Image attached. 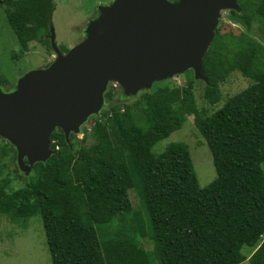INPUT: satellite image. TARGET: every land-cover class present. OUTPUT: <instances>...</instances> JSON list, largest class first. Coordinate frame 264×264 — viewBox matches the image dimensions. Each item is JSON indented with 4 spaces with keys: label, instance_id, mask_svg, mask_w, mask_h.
I'll list each match as a JSON object with an SVG mask.
<instances>
[{
    "label": "trees",
    "instance_id": "obj_1",
    "mask_svg": "<svg viewBox=\"0 0 264 264\" xmlns=\"http://www.w3.org/2000/svg\"><path fill=\"white\" fill-rule=\"evenodd\" d=\"M236 4L233 19L246 32L253 29L259 41L214 31L201 59L203 100L216 104L219 85L231 72L251 81L246 88L207 114L196 107L186 73L183 87L144 90L131 104L145 128L125 125L111 106L101 113L104 124L92 127L90 147L73 148L74 137L66 143L55 129L50 135L54 154L34 163L28 175L15 167L18 190L5 192L0 185V215L38 216L50 264H264V238L255 248L264 235V0ZM0 5L19 53L32 41L50 50L52 0H0ZM187 116L215 171L203 188L184 143L151 151ZM8 153L14 158V148L3 141L0 157ZM126 179L139 205L130 217L119 197ZM140 226L148 250L134 241ZM122 232L127 236H114ZM243 246L255 248L247 259Z\"/></svg>",
    "mask_w": 264,
    "mask_h": 264
},
{
    "label": "water",
    "instance_id": "obj_2",
    "mask_svg": "<svg viewBox=\"0 0 264 264\" xmlns=\"http://www.w3.org/2000/svg\"><path fill=\"white\" fill-rule=\"evenodd\" d=\"M222 9L239 11L236 0H113L98 7L84 38L64 53L49 24L54 60L0 91V138L14 148L19 171L27 174L54 154L55 129L68 143L69 134L99 112L110 80L125 95L188 70L206 84L201 59Z\"/></svg>",
    "mask_w": 264,
    "mask_h": 264
},
{
    "label": "rangeland",
    "instance_id": "obj_3",
    "mask_svg": "<svg viewBox=\"0 0 264 264\" xmlns=\"http://www.w3.org/2000/svg\"><path fill=\"white\" fill-rule=\"evenodd\" d=\"M52 1L54 3V11L50 18V25L54 33V41L58 49L67 51L84 38L83 34L88 22L93 21L99 16L98 7L109 5L113 0ZM179 1L166 0L169 4H177ZM215 30L219 34H245L251 39L259 41L253 29L250 32H246L235 22L230 11L226 9L219 11L214 27ZM54 57L51 49L45 50L44 47L34 41L27 44L26 52L19 53L14 36L5 20L4 7L0 5V78H3L7 82V85L0 87L4 91L14 89L15 82L21 75L27 71L48 65L54 60ZM186 73H189L191 77L192 94L196 107L205 109L207 114L214 112L231 96L251 84L250 80L243 78L238 72H231L224 82L219 85V99L214 105H208L203 100V91L206 84L199 79H194L191 70L174 75L162 82L152 83L150 89L160 88L161 90H168L174 86L183 87L185 85ZM143 90H138L132 95H125L120 87L113 86V82H109L103 94V103L99 112L94 116L88 117L85 123L80 126L77 134H69L74 137L72 139L73 148L90 147L94 143L90 136L92 127L95 123L104 124V118L101 113L107 111L111 106L115 107L121 115L125 125L145 128L146 123L141 114L130 107L138 99V95ZM105 94H107V97H104ZM3 141L5 140L0 138V146ZM171 142H181L187 146L192 169L200 188L205 187L215 178V171L208 147L194 128L191 116L185 118L179 130L171 133L167 138L156 142L151 149L152 153L158 154L162 152L167 144ZM15 167L17 168L15 155L13 158V155L8 153L0 157V185L2 191L6 192L9 189L15 191L19 189L21 182L12 178ZM261 169L264 173V162L261 164ZM17 170L19 171L18 168ZM119 197L127 202L125 211H127L128 217L139 209L138 201L129 179L125 180L124 191L120 193ZM96 232L98 236L101 234L99 230ZM144 235V228L138 227L134 241L138 247L148 250L150 246L145 240ZM114 236L124 238L127 236V233H117ZM263 238L264 235L260 238L255 248ZM254 249L243 246L241 253L247 259ZM0 264H49V255L38 216L12 220L6 215H0ZM242 264H245V262Z\"/></svg>",
    "mask_w": 264,
    "mask_h": 264
},
{
    "label": "bare ground",
    "instance_id": "obj_4",
    "mask_svg": "<svg viewBox=\"0 0 264 264\" xmlns=\"http://www.w3.org/2000/svg\"><path fill=\"white\" fill-rule=\"evenodd\" d=\"M53 36H54V33H53ZM45 67V66H44ZM41 68H43V67H41ZM109 82H113V83H115L116 85H118V83L115 81V80H110ZM119 86V85H118ZM0 91L1 92H7V91H4L1 87H0Z\"/></svg>",
    "mask_w": 264,
    "mask_h": 264
},
{
    "label": "built area",
    "instance_id": "obj_5",
    "mask_svg": "<svg viewBox=\"0 0 264 264\" xmlns=\"http://www.w3.org/2000/svg\"><path fill=\"white\" fill-rule=\"evenodd\" d=\"M113 86H118V85H116L115 83H113Z\"/></svg>",
    "mask_w": 264,
    "mask_h": 264
},
{
    "label": "crops",
    "instance_id": "obj_6",
    "mask_svg": "<svg viewBox=\"0 0 264 264\" xmlns=\"http://www.w3.org/2000/svg\"><path fill=\"white\" fill-rule=\"evenodd\" d=\"M49 264H50V260H49Z\"/></svg>",
    "mask_w": 264,
    "mask_h": 264
}]
</instances>
